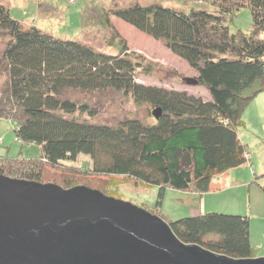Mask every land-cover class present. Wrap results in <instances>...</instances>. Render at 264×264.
I'll use <instances>...</instances> for the list:
<instances>
[{
	"label": "trees",
	"instance_id": "16d2710c",
	"mask_svg": "<svg viewBox=\"0 0 264 264\" xmlns=\"http://www.w3.org/2000/svg\"><path fill=\"white\" fill-rule=\"evenodd\" d=\"M187 1H133L106 14L184 59L196 72L190 83L204 86L208 98L139 81L137 74L151 72L153 64L123 38L117 50L100 49L23 23L0 1V117L13 121L17 139L40 148L32 157H0V174L72 187L78 170L91 172L108 177V189L101 191L116 198L121 185L113 176L154 185L157 211L143 208L165 220L180 241L235 258L256 256L246 214L203 211L190 203V213L165 219L158 209L165 187L200 199L213 176L250 159L238 127L244 107L264 90V0ZM242 6L251 17L248 32L230 27ZM70 88L121 93L136 105H150L152 120L127 112L112 122L88 120L79 113L93 116L98 108L67 95ZM84 154L90 160L69 164ZM47 166L60 173V182L43 178Z\"/></svg>",
	"mask_w": 264,
	"mask_h": 264
},
{
	"label": "rangeland",
	"instance_id": "374dc122",
	"mask_svg": "<svg viewBox=\"0 0 264 264\" xmlns=\"http://www.w3.org/2000/svg\"><path fill=\"white\" fill-rule=\"evenodd\" d=\"M0 1L7 4L10 14L23 23L34 24L54 35L85 41L100 49L117 50L119 38H123L129 50L142 54L153 64L151 72L140 71L137 74L139 81L186 89L204 98L209 97L204 86L189 83L184 79L186 76L196 74L184 59L171 52L160 40L138 30L112 13L106 14L107 8L113 5L154 0ZM158 1L173 6H181L183 3V0ZM104 14L108 16L107 22L104 20ZM250 26L249 10L247 6H242L230 27L248 32ZM4 41V38H0V51ZM66 93L80 101L87 100L91 106L98 108L97 114L93 116H88L85 112L79 113L81 117L91 121L112 122L123 117L125 112L136 114L148 121L152 120L150 105H136L130 97L121 93H114L111 90H107L106 93L83 92L72 88L67 89ZM241 118L244 124L238 127V136L242 142L247 143L250 159L241 165L218 172L211 180V189L202 193L200 199L197 193L165 187L163 201L158 209L165 219L190 213V203L199 204L203 211L219 210L246 214L249 218L250 241L255 248L256 256H260L264 255V90L259 91L247 103ZM13 127L11 119L0 117V157L5 155L32 157L39 154V145L17 139ZM83 160L90 159L88 155H78L77 163L69 164L78 166ZM61 168L59 170H63ZM45 169L44 179H53L57 176V181H61L60 173L54 171L52 166ZM75 176L72 180L78 185L99 190L108 189V177L103 178L81 170H78ZM112 178L121 185L117 193L120 198L145 208L152 207L157 211L154 208L156 186L135 185L136 181L126 179L125 176Z\"/></svg>",
	"mask_w": 264,
	"mask_h": 264
},
{
	"label": "water",
	"instance_id": "95a60500",
	"mask_svg": "<svg viewBox=\"0 0 264 264\" xmlns=\"http://www.w3.org/2000/svg\"><path fill=\"white\" fill-rule=\"evenodd\" d=\"M0 264H264V255L184 243L161 217L96 188L0 174Z\"/></svg>",
	"mask_w": 264,
	"mask_h": 264
}]
</instances>
